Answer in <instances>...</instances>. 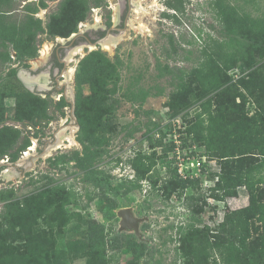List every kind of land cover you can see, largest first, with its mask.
Wrapping results in <instances>:
<instances>
[{"label":"rangeland","instance_id":"obj_1","mask_svg":"<svg viewBox=\"0 0 264 264\" xmlns=\"http://www.w3.org/2000/svg\"><path fill=\"white\" fill-rule=\"evenodd\" d=\"M214 1L132 0L123 38L113 51L86 43L72 49L68 60L77 47L83 54H73L74 62L67 63L75 72L65 85L58 82L57 97L46 90L35 93L24 83L31 67L48 60L44 48L52 53L59 37L66 42L80 31L119 25L120 5L110 0L12 2L13 29L0 26V144L10 145L0 151V264L216 263L212 245L225 235L219 224L249 204V189L240 186L236 195L225 196L217 188L226 167L209 149L214 141L204 134H212L211 121L203 112L214 98L212 123L228 129L246 115H264V59L257 56L250 65L245 46L228 82L213 73L193 81L197 98L178 97L171 68L196 66L202 49L222 37ZM226 1L240 13L264 15V0ZM141 5L148 9H138ZM140 24L145 31L137 28ZM241 36L250 41L258 32L247 23ZM78 73L86 74L80 83ZM242 78L250 83L243 85ZM176 174L199 178L200 184L182 197H167L164 181ZM48 186L60 193L46 214L5 213L4 190L13 189L16 199H23ZM124 207L147 218L140 223L142 239L134 230L120 229L118 212ZM251 223L244 264L259 263L264 252V224ZM116 235L121 240L111 249ZM133 235L140 238L137 244L121 246Z\"/></svg>","mask_w":264,"mask_h":264},{"label":"trees","instance_id":"obj_2","mask_svg":"<svg viewBox=\"0 0 264 264\" xmlns=\"http://www.w3.org/2000/svg\"><path fill=\"white\" fill-rule=\"evenodd\" d=\"M13 1L0 0V26H6L8 29H13L8 19L12 15V11L15 10L12 5ZM83 4H86L87 7V1ZM214 4L218 10L217 17L219 23L223 27L221 30L222 37L214 38L212 45H206L202 49V55L196 66L192 68L174 66L170 70V74H172L170 83L175 87L178 97L185 101H191L198 97L196 90L193 88L194 80L210 79L209 75L215 73L223 77L224 82H228V72L237 64L238 56L243 52L245 46H248L247 49L251 55L250 65H253L257 58L264 59V15L255 16L252 12H248L245 9L240 13L236 5L228 4L226 0H216ZM247 23L258 32L256 39L246 41L241 36V29ZM16 32L12 31L13 34H17ZM100 33L101 35L105 34V31H100ZM105 54L101 52L99 56L105 58ZM188 58L186 57L185 59ZM3 60V58H0V61ZM83 69L87 72L86 68ZM84 76H86L84 73L77 74L79 83ZM240 82L245 86L246 83H250L244 78ZM237 96L244 97L242 94H238ZM213 100L214 98L208 99V106L203 113L207 112L209 114L211 121L209 130L212 134H216V139L212 138V134L210 135V133L204 134V136L214 141L209 146V149L215 153V156L222 159V165L226 167V171H224L216 186L218 189L225 190V196L236 195L240 186H246L249 189V204L233 211L219 224L218 230L225 235L217 236L213 242L212 247L217 250V255L219 256L215 264H244L242 253L248 245L251 222L256 221L264 224L262 192L264 188V115L262 112L255 113L252 118L246 115L245 119H239L240 122L238 124L234 123L232 129H228L225 124L213 125V113L211 110L215 105L212 102ZM76 107L79 114L78 120L80 125L84 127V121L80 116L79 103L76 104ZM229 132L233 133L231 134L232 137L224 135ZM9 147L10 145L4 142L0 144V151H5ZM260 157L262 159H259ZM250 158L255 160L247 165L246 163ZM199 184V178L176 174L171 176L168 181H164L163 186L167 197H171L174 193L178 197H182L189 188ZM57 193L60 192L56 187L48 186L36 194L23 199H16L13 189L4 190L2 199L9 200L4 204L5 213H13L14 211L24 209L26 212L34 213L36 217H40L46 214L56 203L55 196ZM217 197L224 199V195H217ZM204 202L206 201L204 200ZM202 211L203 207H200L198 212ZM2 235L3 232L0 229V238ZM139 239L133 235L132 239L122 241L121 246L126 247L137 244V240L138 242L140 241ZM120 240L117 235L113 236L112 242L108 245L109 248H116ZM114 258L115 254L111 255L109 259L113 260ZM257 264H264V252Z\"/></svg>","mask_w":264,"mask_h":264},{"label":"flooded vegetation","instance_id":"obj_3","mask_svg":"<svg viewBox=\"0 0 264 264\" xmlns=\"http://www.w3.org/2000/svg\"><path fill=\"white\" fill-rule=\"evenodd\" d=\"M123 2L120 10L123 12L121 15V22L119 25L111 26V27H96L91 28L86 31L78 32V36L73 39H67L65 42L63 37H59L57 39V45L53 47L52 53L50 52L51 47L47 50L46 53L44 48L43 57L49 54V58L46 61H43V65H39L37 67H31L30 76L25 80V82H29L32 87V91L35 93H42L45 90L49 92L52 97H57V95L53 94L56 92L58 87L56 86L58 82L63 81L62 83L65 85L66 80H69V77H72L71 69L69 66L67 68V63H73V54L77 49V47L72 53L71 57L68 60V55L72 51V49L78 46L81 43H90L96 42L99 39L105 37L111 28H115L111 30V34H118L120 29H124L127 24V19L130 14L131 9L133 8L134 3L132 0H121ZM85 26V23H81V27ZM100 31H105V34L100 33ZM114 39V37L110 36L108 39ZM116 38V37H115ZM103 44V43H102ZM66 74V75H65ZM48 86V87H47ZM50 86V87H49ZM47 87V89H45ZM57 87V88H56ZM64 125V124H63Z\"/></svg>","mask_w":264,"mask_h":264},{"label":"water","instance_id":"obj_4","mask_svg":"<svg viewBox=\"0 0 264 264\" xmlns=\"http://www.w3.org/2000/svg\"><path fill=\"white\" fill-rule=\"evenodd\" d=\"M112 3L117 4L119 3L120 8L122 7L123 2L121 0H110ZM115 29V28H111L108 32V34L103 37L102 39L97 40L96 42H90V43H86L87 45H101L105 40H107L110 36L112 37H122L124 35V31L126 29V27L124 29H120V32L118 34H111V30ZM78 36V33L74 34L72 38H75ZM122 40V39H121ZM25 85L29 88L32 89L31 85L29 84V82H25ZM59 141V139H58ZM55 141V144L53 147L57 146V142ZM119 217H121V221H120V229L124 230V229H130V230H134V232L142 239L143 235L140 231V223L143 222L145 219L147 218H141V217H137L134 215V212L132 210L131 207H124L122 209L119 210L118 212Z\"/></svg>","mask_w":264,"mask_h":264},{"label":"bare ground","instance_id":"obj_5","mask_svg":"<svg viewBox=\"0 0 264 264\" xmlns=\"http://www.w3.org/2000/svg\"><path fill=\"white\" fill-rule=\"evenodd\" d=\"M138 9L147 10L148 8H145L143 5H141V6H139ZM136 11H140V10H136ZM137 28H138L141 32L145 31V26H144L143 24H140ZM119 39H120V38H117V39H116V38H114V39H111V38H110V39H108L107 41H105V42L102 44V46H103V48L106 49V50L113 51V49L117 46V44H118V42H119ZM49 48H50V47L47 46V49H45V52H44V53H46L47 50H49ZM91 48L93 49V48H95V47H94V46H91ZM78 54H83V50H82L81 48H80V49H77V50L74 52V55H78ZM73 57H74V56H73ZM72 60H74V59H72ZM74 72H75V68L72 67V69H71V74H72V76H73ZM70 141L72 142L73 139L71 138ZM73 142H74V141H73ZM31 149H33V148H31Z\"/></svg>","mask_w":264,"mask_h":264},{"label":"built area","instance_id":"obj_6","mask_svg":"<svg viewBox=\"0 0 264 264\" xmlns=\"http://www.w3.org/2000/svg\"><path fill=\"white\" fill-rule=\"evenodd\" d=\"M24 153H26V152H24ZM200 168H201V166H202V163L201 162H199V165H198ZM186 177V176H185Z\"/></svg>","mask_w":264,"mask_h":264}]
</instances>
